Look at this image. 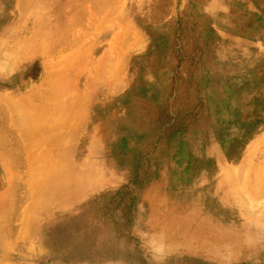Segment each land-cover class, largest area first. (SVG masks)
I'll return each instance as SVG.
<instances>
[{
	"label": "rangeland",
	"instance_id": "rangeland-1",
	"mask_svg": "<svg viewBox=\"0 0 264 264\" xmlns=\"http://www.w3.org/2000/svg\"><path fill=\"white\" fill-rule=\"evenodd\" d=\"M0 264H264V0H0Z\"/></svg>",
	"mask_w": 264,
	"mask_h": 264
},
{
	"label": "bare ground",
	"instance_id": "bare-ground-1",
	"mask_svg": "<svg viewBox=\"0 0 264 264\" xmlns=\"http://www.w3.org/2000/svg\"><path fill=\"white\" fill-rule=\"evenodd\" d=\"M88 28V27H87ZM235 171V170H234ZM233 172V171H232ZM235 174V173H234ZM249 188V187H248ZM252 191V190H251ZM255 191V190H254Z\"/></svg>",
	"mask_w": 264,
	"mask_h": 264
}]
</instances>
